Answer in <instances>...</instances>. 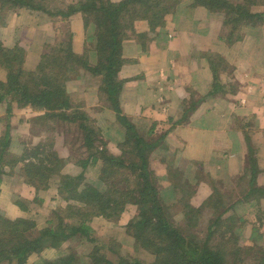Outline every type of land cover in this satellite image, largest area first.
<instances>
[{"label":"rangeland","instance_id":"rangeland-1","mask_svg":"<svg viewBox=\"0 0 264 264\" xmlns=\"http://www.w3.org/2000/svg\"><path fill=\"white\" fill-rule=\"evenodd\" d=\"M76 1L50 0L48 6L53 9L67 7L66 4ZM167 3L168 5L173 4V9L165 16V21L168 22L165 26L167 31L173 29L170 26V21L178 24L183 17H193L199 7L204 8L203 6L193 7L194 0H179L178 2L168 0ZM251 5L253 9L264 12V0H256L251 2ZM14 8L10 7L5 10L0 8V39L6 47L12 48L16 42L23 47L25 52L21 60L24 65L21 64V61L20 65L23 66L22 68L25 67V71L35 69L42 54L52 55L55 47H59L64 40L68 41L70 34L73 35L72 44L76 54L81 56L90 47L87 57L90 62L97 63V50L93 49L96 41L95 18L85 24V19L80 13L52 17L45 11ZM176 19L177 21H175ZM162 28L156 27V30L152 32ZM243 29L250 35L258 31L254 36L255 41L251 44V53L252 60H257L259 64H262L264 61V22L256 26L246 25ZM222 31L228 35L226 27ZM245 33L242 30V35ZM136 38L138 39V36ZM132 42L137 41L136 39L127 41L125 45ZM226 42L227 46L231 45L228 41ZM137 43L145 51L142 54H145L149 43L145 46L141 42V44ZM158 44L162 46V43ZM127 47L123 57L130 60L136 59L135 61L138 62L140 52L137 51L140 49L134 45L131 48ZM215 55L219 70L230 71L232 69V65L226 67L221 63L220 54ZM145 58L147 57H144V61ZM18 60L15 68L18 67ZM157 61L160 59L157 58ZM130 64L132 61L127 60L118 74L119 78L124 81L120 94L121 101L126 95V83L123 77H133V81H136L138 80L136 77L141 75L145 68L144 65L143 69H140L141 72L140 70L135 71L134 63L131 66ZM147 65L149 70L158 69L155 62ZM51 67L50 65L47 70L43 71L45 76L39 72L40 78H54V74H50L49 71ZM7 72V69L0 66V79L5 80ZM65 86L73 105L68 109L42 108L31 104L21 106L17 104L16 99L12 100V95L0 103V137L5 136L9 124V145L6 150L9 153L8 159L15 161L13 166H7V174L4 175L0 188V214L10 219L28 218L35 221L37 227H43L48 224L51 217L56 216L53 214L58 212L61 207H66L68 203L82 204L72 198H66L57 191L58 179L61 176L67 174L76 176L82 172L85 176L81 185L88 182L94 184L99 190L105 191L103 189L109 180L121 193L120 201L125 202V205L121 204L123 210L112 219L98 214L90 216L93 241L86 238H71L59 247H46L40 252L33 253L25 264H46V261L58 259L64 253L74 256L72 264H88L91 261L90 254L93 251V246L100 244L105 246L102 247L103 254L118 262L125 258H135L145 264H151L157 259L171 258L169 251H160L164 248L167 249L168 240L163 238L164 236L153 232V235L146 237L147 241L143 240L141 245H138L130 233L129 223L137 217L139 202L142 199L144 183L139 165L143 162L137 158V172L129 164L130 158L136 153L130 154L129 151L133 152L132 147L121 146L125 141V126L116 117L115 111L107 101V95L100 90L99 77L89 72L84 65L77 61L73 71L65 74ZM10 101H12L11 107L8 106ZM126 105L124 103L122 106L123 112L137 122L140 127L148 129L155 124V133H167L165 140L152 148L147 161L148 172H146L151 174V187L157 193L159 191L160 205L163 206L165 216L171 226L189 238L204 241L210 234V225L213 220L221 215L228 205H231L228 212L230 215L224 216L228 217L222 228L224 234H220V230L218 232L216 230L214 237L211 236L208 239L219 249H226L229 252L228 258L233 264H264L262 258V253L264 254V196L258 191L255 192L254 189L255 185L264 188V155L258 157L261 148L248 145L247 156L241 164L242 167H245L242 172L238 166H231L230 173L225 162V164L202 163L194 165L180 157V142L172 136L175 134L173 130L177 125L171 127L174 123L171 119L155 115L153 111H130L133 105L130 102H127ZM75 109L87 113L90 118L88 125L99 133L93 135L91 145L86 143L78 121L74 122L70 120L71 118H62L58 115L61 110L70 112ZM49 112L57 114H48ZM141 114L143 115L140 116ZM231 122L230 120L229 124ZM142 128L140 132L144 131ZM90 148L93 153L107 149L115 156H122L123 151L128 149L129 151L123 154L124 160L120 162L119 166H116L113 173H105L103 181L100 178L98 181V176L103 174L101 171L103 158L101 156L95 166L90 161L84 169L79 163L81 158L88 156ZM29 152L31 154H28ZM44 156H48L51 161L49 167H52L55 174L49 186L44 187L43 181L38 188L37 184H32L25 169L29 164L32 170H36L34 168H37L38 160ZM250 157H252V161L249 160ZM258 159H262L263 163L259 164ZM252 168L255 169L254 173ZM252 179L253 183H251ZM17 200L25 201L24 204L29 207V210H23L16 202ZM151 214H153L151 216L153 221L157 223L159 216L157 213ZM233 225H235L234 231L237 238L231 234ZM208 227L210 228L208 229ZM256 238L258 239L256 240ZM173 256L174 259L177 254H173ZM3 264H7V262Z\"/></svg>","mask_w":264,"mask_h":264},{"label":"trees","instance_id":"trees-1","mask_svg":"<svg viewBox=\"0 0 264 264\" xmlns=\"http://www.w3.org/2000/svg\"><path fill=\"white\" fill-rule=\"evenodd\" d=\"M167 1L77 0L75 3L66 4L67 7H55L53 9L48 6L50 0H0L1 10L10 7H21L29 10L45 11L51 14L52 17L57 15L70 16L74 13H80L85 19V24L95 18L96 41L93 49L97 50V63L90 62L87 57L89 46V49H86L81 56L76 54L72 44L73 35L70 34L68 41L64 40L59 47H55L56 49L53 50L52 55L48 53L42 54L39 62L35 65V69L25 71V67L22 68L23 66L20 65V61L23 64V60H21L25 52L23 47L18 42L12 48L6 47L0 39V66L8 70L6 79H0V103L12 95V100L16 99L17 104L21 106L31 104L42 108L68 109L73 105L67 95L65 74L66 72H72L75 64L79 61L89 72L99 77L100 90L107 95V101L115 111L116 117L125 126V141L121 146L132 147L133 152L129 151V149L123 152L136 153L135 156L130 158L129 164L136 171L138 170L136 165L138 163L137 158H140L143 162L139 165V169L142 170L140 171L143 178L142 182L144 183L142 199H140V202L137 201L140 204L137 210V217L129 223L130 233L138 245H141L143 240L147 241L148 235H153V232L164 236L163 238L168 240L167 249L164 248L160 251L167 250L171 254V258L169 257L166 260L157 259L151 264H233L228 258L229 252L226 249H219L208 239L211 236L214 237L216 230L217 232L220 230L219 233L224 234L222 228L228 218L224 216L228 214L231 205H228L227 209L213 220L210 225L211 228L208 227V229L210 228V234L204 241L189 238L181 234L175 227H172L165 216L163 206L160 205L161 197L159 196V191L157 193L151 187V174L147 173L149 154L152 148L165 140L167 133H155V124L148 129H144L123 112L120 94L124 81L119 78L118 74L124 63L129 60L123 57L126 48L125 43L136 39L137 42H141L144 46L147 45L150 42L148 31H155L156 27L166 26L165 16L173 9V4L168 5ZM176 1L178 2L179 0ZM255 1L194 0L193 7L203 6L212 16L222 20V27L228 29V35L222 31L221 39L233 44L242 39V30H245L243 29L244 26H256L264 22V12L253 9L251 5V2ZM142 23L143 27L145 25V28L142 27L143 29L139 27ZM136 36H138V39ZM17 60L18 67L15 68ZM50 65L52 66L51 70H49L50 74H54L55 77L40 78L39 72L43 74V71L47 70ZM213 69L217 81L216 85H219V73L215 68ZM188 104L185 113L186 117L195 107L194 104L196 102L191 100ZM8 106H12V101L8 102ZM48 114L56 115L57 113L49 112ZM58 115L62 118H71L70 120L74 122L78 121L79 127L83 130L84 139L89 145L93 142V135L99 134L88 125L90 118L85 112L77 111V109L70 112L61 110ZM141 128L144 129L143 132H140ZM8 138L9 124L7 125L5 136L3 138L0 137V188L4 175L7 174V166H13L15 163L14 160L8 159L9 153L6 150L9 145ZM146 150L147 152H145ZM28 154L31 153L29 152ZM99 156L103 158L101 168L103 174L100 177L98 176V181L99 178L103 181L105 173H113L116 166H119L120 162L124 160V157L115 156L107 149L93 153L90 148L88 156L81 158L79 163L84 169L90 161L95 166ZM249 160L252 161V157ZM38 161L36 164L37 168H34L36 170H32L30 165L27 164L26 175L31 178L32 184H37L38 188H40L43 181L45 183L44 187H47L51 184L55 171L51 166V168L49 167L51 161L48 156H44ZM254 170L252 168L253 173ZM84 176L82 172L76 176L67 174L58 179V193L82 204L68 203L66 207H61L59 209L60 212H56L58 214L54 213L53 215L56 216L51 217L48 220V224L43 227H37L35 221L28 218L10 219L0 214V264L6 262L7 264H25L28 257L33 253L40 252L46 247H59L62 243L74 237L92 240L91 215L98 214L99 216L112 219L115 215L120 214L123 210L121 204L125 205V202L120 201L122 195L118 192L116 186L111 184L109 180L107 184L105 183L106 186L103 189L105 191L99 190L94 184H89L88 182L81 185L84 182ZM251 183H253V179ZM254 187L255 192L258 191L264 196L263 187L257 185ZM251 193L252 191L250 190ZM16 202L23 210H29V207L24 204L25 201L17 200ZM151 213H157L159 216L157 223L153 221L151 217L153 214ZM234 228L235 225L231 229V234L237 238ZM145 233L148 234L144 235ZM93 247V251L90 254L91 261L88 264H145L135 258H125L118 262L103 254L102 247L105 246L102 244L94 245ZM173 254H177L174 259ZM73 258L74 256L64 253L58 259L46 261V264H72ZM262 258L264 259L263 253Z\"/></svg>","mask_w":264,"mask_h":264},{"label":"crops","instance_id":"crops-1","mask_svg":"<svg viewBox=\"0 0 264 264\" xmlns=\"http://www.w3.org/2000/svg\"><path fill=\"white\" fill-rule=\"evenodd\" d=\"M179 22L170 21L173 29L169 32L165 26L148 31L150 42L145 54L137 42L127 43L126 47L140 49L138 62L129 59L130 66L134 63L135 71L145 68L136 81L123 77L126 95L122 106L130 102V111H153L171 119V127L177 125L172 136L180 142V157L188 163L225 162L230 173L231 166H238L242 172L248 145L261 148L258 157L264 155V61L259 64L252 60L251 53L258 31L250 35L244 30L241 40L227 46L221 39L223 21L204 8L199 7L193 17H183ZM215 54H220L221 63L232 65V69L219 70ZM154 62L158 69L149 70L147 64ZM213 68L219 73V85ZM191 100L196 104L186 117ZM258 161L263 163L262 159Z\"/></svg>","mask_w":264,"mask_h":264}]
</instances>
